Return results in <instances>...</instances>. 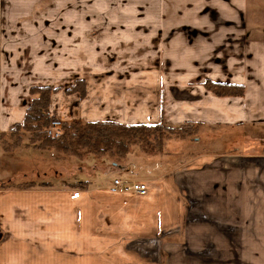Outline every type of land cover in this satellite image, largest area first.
I'll use <instances>...</instances> for the list:
<instances>
[{"label":"crops","instance_id":"obj_1","mask_svg":"<svg viewBox=\"0 0 264 264\" xmlns=\"http://www.w3.org/2000/svg\"><path fill=\"white\" fill-rule=\"evenodd\" d=\"M34 2L0 0V152L2 136L24 119L30 88L46 84L36 81L39 72L34 79L30 73L48 67L46 56L25 42L32 33L40 46L46 32L39 26L45 16L25 13ZM193 3L199 7L192 22L184 16ZM90 5L104 8L90 10V36L102 39V53L131 60L104 63L101 89L91 95L90 82L79 117L153 124L161 93L165 122L229 129L238 141L145 176L129 173L130 160L113 168L99 163L94 169L113 172L112 180L83 179L82 185L71 181L69 159L56 163L58 182L42 178L49 175L45 167L22 173L6 164L0 168V264H264V0ZM30 21L36 30L25 29ZM208 79L242 85L244 95L216 96L202 86ZM116 178L143 181L147 190H113Z\"/></svg>","mask_w":264,"mask_h":264},{"label":"rangeland","instance_id":"obj_2","mask_svg":"<svg viewBox=\"0 0 264 264\" xmlns=\"http://www.w3.org/2000/svg\"><path fill=\"white\" fill-rule=\"evenodd\" d=\"M30 1H36V3L38 2L40 5L36 8V3L34 2L29 9L25 10V13L31 16H35L36 14H39L40 17L45 16L44 20L41 19L39 22L40 28L46 30V32L42 31L41 33L43 37L39 39L40 46L34 44V42L37 41H34L32 33L25 39V42L32 40L31 48L39 49L41 52L40 54H45L46 56L45 61L48 67L44 69L31 68L32 70H30V73H32L34 79L37 77V74L33 75V73L39 72L41 77L36 78V81H45L46 84L44 85H49L51 88L56 89L50 94V101L47 108L49 116L52 118L50 121L58 120L60 124L71 123L73 121L87 122L88 120H84L79 116L86 108V106H80L81 102L90 98V82L92 83L91 95L92 91H94L95 95L98 93V89H101V81H103V76H106L107 73L103 69L105 66L104 63L109 61L126 63L131 60L129 59L130 55L114 54L115 56H113L111 54L107 57V55L101 51L102 39L97 38L96 35L90 36V10H93L92 6H98L97 9L103 11L104 8H102V5H90V0ZM190 1L193 2V0ZM110 6L111 11H119L118 5L113 3ZM198 7V3H193L188 9L190 15H185L184 18L193 22L194 18L198 17V14H195ZM181 8L182 6H180V9ZM17 10L18 7H16L15 13H17ZM167 14L168 12H166V15ZM34 24V21L26 23L25 29H30V31L36 30ZM42 58L44 57L42 56ZM144 60H148V55H144ZM43 74L45 75L44 78H42L44 76ZM75 82L78 91L69 93L68 89ZM204 83L205 81L202 82V86L208 90ZM82 89H84L83 97L79 94ZM32 98L33 95H31L30 100ZM157 103L160 107L159 121L153 124H144L155 125L162 121L165 125L170 126L186 125L193 133L184 138L161 133V138H164V141L159 148L152 149L155 146H149L150 149H148L140 144L134 145L125 158L116 160L108 154L94 157L89 154L86 149L80 150L82 154L79 159L72 155H61L52 150L38 149L29 141L31 132L25 131V133H20L18 132L20 130H12L10 134H8L10 137L7 138V135L2 136L1 144L5 152H0L1 171L3 172V170L7 168L6 164L10 163H13L16 171L22 173L24 171L29 172L37 169L44 170L45 167V171L49 172V175L42 178L48 181L55 180V182H58L59 179L53 177L54 170L58 169V167H55L56 163L58 159H69L65 166L69 169L71 168L69 163H73V171H75L71 181L75 182V180L78 179V185H82L84 184L83 179L90 182H97L103 177H109V179L112 180L115 176L113 172L104 174L102 170L94 169L95 166L100 165L99 163H103L104 167L108 165V167L113 168L130 160L133 163V171L129 170V173L133 172L132 174L145 176L153 172L155 173L156 171L160 172L162 169L169 168V166H183L184 163L182 164V162L185 160L187 162L189 159L192 161L193 158L201 152L214 154V152L228 150V148L232 147L233 144L238 141L236 137L231 138L232 134L229 129H223L224 131L206 129L203 125L192 121H183L179 124L167 123L163 120V95L161 93L157 98ZM58 106L61 108L59 109ZM50 108L51 110H49ZM55 108H57V111L54 110ZM54 113H56L57 116H55ZM195 125H197V128L194 127ZM247 144L248 142L246 140L245 145ZM13 147H15V149L12 150ZM8 148H10L11 151L8 150L9 152H6L7 150L5 149ZM126 166L129 167V165ZM129 173L127 175L132 176Z\"/></svg>","mask_w":264,"mask_h":264},{"label":"trees","instance_id":"obj_3","mask_svg":"<svg viewBox=\"0 0 264 264\" xmlns=\"http://www.w3.org/2000/svg\"><path fill=\"white\" fill-rule=\"evenodd\" d=\"M81 83V82H80ZM206 88L216 96H242L244 86L239 84L205 81ZM76 82L68 89L70 92L77 90ZM56 89L49 85L33 86L30 100L24 119L16 124L13 130L31 132L29 141L38 149L52 150L59 154L72 155L78 159L81 157V149H86L92 156L108 154L116 160L126 157L134 145H142L148 149L159 148L163 144L161 133L178 138H184L193 133L186 125L170 126L162 121L155 125L122 124L114 121H73L61 124V135L57 138L45 133V128L52 119L47 111L50 94ZM80 96H84V89L80 90ZM36 95V96H35ZM195 125L194 127H196ZM197 128V127H196ZM26 186V185H23Z\"/></svg>","mask_w":264,"mask_h":264},{"label":"built area","instance_id":"obj_4","mask_svg":"<svg viewBox=\"0 0 264 264\" xmlns=\"http://www.w3.org/2000/svg\"><path fill=\"white\" fill-rule=\"evenodd\" d=\"M47 135L53 138H57L61 135V124L58 120L50 121L47 128L44 130ZM113 190H122V191H132L136 194H144L147 190L146 183L143 181H129L116 178L113 180V184L111 186ZM78 196V192H74L71 195V198H75Z\"/></svg>","mask_w":264,"mask_h":264}]
</instances>
